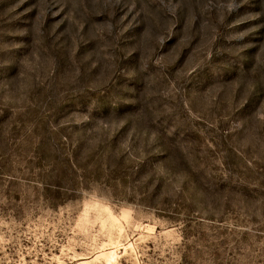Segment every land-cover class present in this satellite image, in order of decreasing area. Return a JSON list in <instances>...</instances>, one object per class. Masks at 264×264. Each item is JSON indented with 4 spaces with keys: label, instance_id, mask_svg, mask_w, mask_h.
Instances as JSON below:
<instances>
[{
    "label": "rangeland",
    "instance_id": "obj_1",
    "mask_svg": "<svg viewBox=\"0 0 264 264\" xmlns=\"http://www.w3.org/2000/svg\"><path fill=\"white\" fill-rule=\"evenodd\" d=\"M0 264H264V0H0Z\"/></svg>",
    "mask_w": 264,
    "mask_h": 264
},
{
    "label": "bare ground",
    "instance_id": "obj_2",
    "mask_svg": "<svg viewBox=\"0 0 264 264\" xmlns=\"http://www.w3.org/2000/svg\"><path fill=\"white\" fill-rule=\"evenodd\" d=\"M115 254V252H113V254L112 255H114Z\"/></svg>",
    "mask_w": 264,
    "mask_h": 264
}]
</instances>
